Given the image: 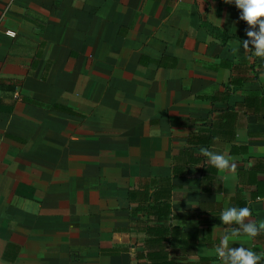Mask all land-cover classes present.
Here are the masks:
<instances>
[{
    "label": "crops",
    "instance_id": "crops-1",
    "mask_svg": "<svg viewBox=\"0 0 264 264\" xmlns=\"http://www.w3.org/2000/svg\"><path fill=\"white\" fill-rule=\"evenodd\" d=\"M239 15L224 0H0V82L18 86L0 106V264H136L147 237L129 192L163 179L179 264L264 253V233L220 218L237 206L264 222V58L242 47ZM188 150L203 161L172 179Z\"/></svg>",
    "mask_w": 264,
    "mask_h": 264
},
{
    "label": "trees",
    "instance_id": "trees-1",
    "mask_svg": "<svg viewBox=\"0 0 264 264\" xmlns=\"http://www.w3.org/2000/svg\"><path fill=\"white\" fill-rule=\"evenodd\" d=\"M161 1V0H157ZM202 27L206 29L209 35L214 39L220 41L225 46L231 36L220 28L214 26L209 22H202ZM240 40L245 38L240 37ZM162 66V63H159ZM18 86H4L0 82V106H3V100L6 98L2 93L11 92L14 94ZM27 103L42 107L48 110H54L68 114L70 116H78L77 112L72 109L63 108L61 106H46L34 100H26ZM0 107V112L12 113L13 106L5 110ZM193 141H192V140ZM211 136L194 135L190 138V143L196 147H201L210 143ZM203 160L192 153V151L182 152L180 156L174 157V167L172 179L184 178L187 173L193 170L195 164H199ZM201 164V163H200ZM204 168V166L202 165ZM202 171H206L202 169ZM210 174H214L212 171ZM171 189V179L156 180L152 184L145 186L143 190L134 189L129 192V201L131 205H135L130 211L132 219H140L137 222L139 232L146 235L145 251L139 252L136 258V264H179V259L175 256L174 250L177 245H185V238H182V232L178 226H175L174 219L171 217V208L168 203L169 190ZM145 220H141V219ZM181 236V240L179 237ZM177 242V245H176ZM145 263L139 261L144 260Z\"/></svg>",
    "mask_w": 264,
    "mask_h": 264
},
{
    "label": "clouds",
    "instance_id": "clouds-1",
    "mask_svg": "<svg viewBox=\"0 0 264 264\" xmlns=\"http://www.w3.org/2000/svg\"><path fill=\"white\" fill-rule=\"evenodd\" d=\"M224 2L234 5L239 10V19L245 21L248 26L247 38L242 41V47L254 53L256 57L264 58V0H224ZM204 156L207 157V163L218 171L235 169V164L222 152L204 150ZM251 215L252 212L248 207L232 206L224 210L220 218L225 224L234 222L242 226L243 234L256 238L264 233V222L256 223L247 219ZM232 235H239L238 230ZM227 242V238L222 241L225 245ZM216 252L218 257L223 258V264H261L264 260V253L244 246L228 248L227 252L217 248Z\"/></svg>",
    "mask_w": 264,
    "mask_h": 264
},
{
    "label": "built area",
    "instance_id": "built-area-1",
    "mask_svg": "<svg viewBox=\"0 0 264 264\" xmlns=\"http://www.w3.org/2000/svg\"><path fill=\"white\" fill-rule=\"evenodd\" d=\"M2 19H0L1 21ZM8 35L11 36V37H15V34L14 33H11V32H8Z\"/></svg>",
    "mask_w": 264,
    "mask_h": 264
}]
</instances>
